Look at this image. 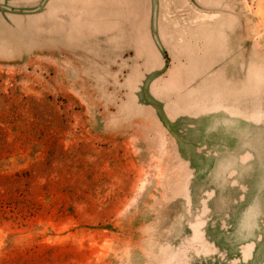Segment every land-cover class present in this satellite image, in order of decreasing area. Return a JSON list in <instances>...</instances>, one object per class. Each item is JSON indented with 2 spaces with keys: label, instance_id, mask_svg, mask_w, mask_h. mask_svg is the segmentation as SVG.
<instances>
[{
  "label": "rangeland",
  "instance_id": "rangeland-1",
  "mask_svg": "<svg viewBox=\"0 0 264 264\" xmlns=\"http://www.w3.org/2000/svg\"><path fill=\"white\" fill-rule=\"evenodd\" d=\"M205 103L264 122V0H0V264H264L176 152Z\"/></svg>",
  "mask_w": 264,
  "mask_h": 264
},
{
  "label": "crops",
  "instance_id": "crops-1",
  "mask_svg": "<svg viewBox=\"0 0 264 264\" xmlns=\"http://www.w3.org/2000/svg\"><path fill=\"white\" fill-rule=\"evenodd\" d=\"M225 108L215 110L206 103L199 105L197 114H192L196 118L187 126L189 131H194L189 138L184 137L189 141H184L176 132L173 141L180 158H192V161L205 158L201 167L197 168L196 163L190 167L192 183L201 173V178L213 180L205 193L219 194L216 185L221 180V191L228 190L231 194L228 205L223 197L220 203L215 201L216 196L207 198L209 218L205 222L210 224L209 219L214 215L224 220L223 226L211 224L210 231L223 241L244 243L242 248L253 258H264V122L260 113L231 112L229 106ZM173 119L177 121L176 117ZM185 147L191 148L189 156H182ZM237 186L241 197L235 199ZM188 194L191 198L194 193L191 190ZM236 210H241V220H236L240 216L235 214Z\"/></svg>",
  "mask_w": 264,
  "mask_h": 264
}]
</instances>
